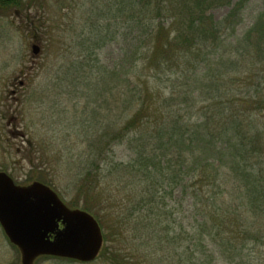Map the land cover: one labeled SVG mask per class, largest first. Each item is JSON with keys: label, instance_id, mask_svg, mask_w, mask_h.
Returning a JSON list of instances; mask_svg holds the SVG:
<instances>
[{"label": "trees", "instance_id": "1", "mask_svg": "<svg viewBox=\"0 0 264 264\" xmlns=\"http://www.w3.org/2000/svg\"><path fill=\"white\" fill-rule=\"evenodd\" d=\"M100 1H92L93 10L86 20L92 27L84 26L87 32L82 31L79 44L89 58L107 40L115 38L117 31L109 26L106 31L96 29L108 16L112 22L134 25L138 32L136 45L119 66L106 70L97 67L98 63L86 62L77 75L74 71L66 73L72 83L77 82V88L86 87L103 96L118 91L119 97H124L123 123L119 125L117 117V123L94 129L87 148L95 164L103 162L97 169L102 171V180H109L107 201L118 200L120 187L124 188L126 194L121 199L136 205L131 212L128 210L129 215H144L140 222L143 226L136 228L141 230L139 236L152 242L155 251L165 250L172 260L169 264H208L206 253L201 252L207 247V238L217 242L228 264L234 263L231 259L245 250L248 240L264 237V200H259L264 197V170L256 165L264 156V132L243 104L224 102L222 73L210 72L207 65L211 52L220 46L225 24L216 23L210 11L232 0ZM247 1L239 0L230 17ZM41 2L0 0V15L33 11ZM26 18L31 24L33 19ZM246 36L245 42L253 39L260 53L264 45V12ZM203 62L207 67L198 75L195 69ZM198 95L206 98L202 109L197 108ZM197 109L202 111L201 119H195ZM96 120L92 119L93 127L99 125ZM126 140L134 158L128 163H116L110 158L113 148ZM90 175L88 172L79 185L70 206L91 213L107 232L113 225L111 214L106 212L105 201L93 196L102 181L98 176L91 183ZM178 189L182 199L187 200L192 219L184 231L177 233L178 225L170 220L178 212L177 205L172 203L168 208L165 200ZM103 191L102 188L96 198L102 199ZM121 224L127 226L128 222L123 218L116 227L122 229ZM171 233L174 236L169 239ZM109 239L105 234V244ZM181 242L187 245L186 261L177 253ZM102 254L112 264H131L117 258V253L110 257L109 247H104ZM199 255L205 261L200 262Z\"/></svg>", "mask_w": 264, "mask_h": 264}, {"label": "rangeland", "instance_id": "2", "mask_svg": "<svg viewBox=\"0 0 264 264\" xmlns=\"http://www.w3.org/2000/svg\"><path fill=\"white\" fill-rule=\"evenodd\" d=\"M41 1L43 7L36 3V10L0 15V172L8 173L21 186L45 181L68 206L88 172L91 173V183L99 176L102 186L93 196L97 201H105L104 208L111 214L109 218L113 225L109 231H105L110 236L109 242L105 244V247H109L110 257L112 253H117V258H123L131 264H155L157 261L169 264L172 260L171 257L167 258L165 250L155 251L152 242L148 243L146 237L139 236L141 230L136 228L143 226L140 222L144 215H129L128 210L131 212V207L136 205L130 206V203L121 199L126 194L122 191L124 188L120 187L118 200L107 201L109 190L106 191V187L109 186V180H102V171L98 172L97 169L102 167L103 162L97 161L95 164L88 154L87 148L93 139L94 129L108 127L111 122L117 123L118 120L119 125L123 123L124 97L120 98L121 93L118 91L110 96L91 93L86 87L77 88V82L72 83L66 77L68 71H74L77 75L79 69L86 67V62L89 65L98 63L97 67H106V70L119 66L133 50V45H136L135 34L138 32L134 25L112 22L108 16L96 29L106 31L109 26L117 31L115 38L107 40L89 58L87 50L83 51L79 44L82 31L87 32L83 30L84 26L92 27L86 20L93 10L92 1L95 0ZM238 1L218 5L210 11L216 23L225 21V24L220 32V46L211 52L207 65L210 72L222 73L224 102L243 104V109L250 113L251 119L264 132V45L258 53L259 47L253 39L251 43L245 42L248 31L264 12V0H248L239 12L230 17ZM27 16L33 19L31 24ZM91 33L96 35L94 31ZM34 44L40 48L38 56L32 53ZM248 45L251 46L250 50ZM206 67L203 62L195 69V73L199 75ZM198 96L193 99L199 102L197 108L202 109L206 98ZM108 107L111 109L108 110ZM196 111L198 118L195 119H201L202 111ZM117 117L120 119L117 120ZM94 118L99 124L96 127H93ZM127 141L113 148L110 158L114 162L128 163L134 158ZM262 157L256 165L264 170ZM90 182H87L89 187ZM102 188L105 190L101 194L102 199L96 198ZM230 189H233V184ZM259 200L263 201L264 197H259ZM259 200L256 201L258 204ZM165 203L168 208L173 206L172 203L177 205L178 212L170 220L178 225L177 233L184 231L192 215L187 211V200L182 199L180 189L175 191L173 197H167ZM123 218L128 225L121 224L122 229L117 228L116 224ZM252 218L254 220L255 217L251 215ZM173 236L171 233L169 239ZM206 243V249L201 252L206 253L208 264H228L217 242L207 238ZM246 244L245 250L241 249L231 259L234 261L231 264H264V237L253 238ZM186 249V243L181 242L177 253L184 261L187 258ZM203 261L205 257L202 256L200 262ZM0 264H21L20 252L9 243L1 227ZM35 264L81 263L45 257ZM90 264L112 263L108 256L101 254Z\"/></svg>", "mask_w": 264, "mask_h": 264}, {"label": "water", "instance_id": "3", "mask_svg": "<svg viewBox=\"0 0 264 264\" xmlns=\"http://www.w3.org/2000/svg\"><path fill=\"white\" fill-rule=\"evenodd\" d=\"M39 46H32L34 56ZM0 226L21 254V264H35L41 257L81 263L95 261L104 237L89 213L70 209L49 186L35 182L16 185L0 172Z\"/></svg>", "mask_w": 264, "mask_h": 264}]
</instances>
